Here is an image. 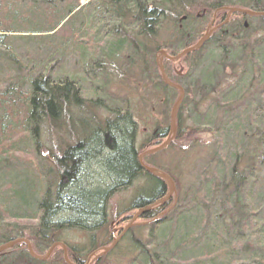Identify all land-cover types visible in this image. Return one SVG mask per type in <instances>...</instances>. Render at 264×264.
I'll return each mask as SVG.
<instances>
[{"label":"trees","instance_id":"obj_1","mask_svg":"<svg viewBox=\"0 0 264 264\" xmlns=\"http://www.w3.org/2000/svg\"><path fill=\"white\" fill-rule=\"evenodd\" d=\"M8 1L0 0V51L4 49L8 59L6 65L0 63V75L4 74L1 78L3 82L8 81L0 88V148L9 145L15 152L28 154V158L9 155V150L0 153V244L26 235L34 252L42 255L54 242H62L69 259L83 264L87 253L102 244L95 243V232L107 223L106 202L116 187H128L136 179H145L141 186H136L137 194L127 209L145 208L166 195L163 181L143 170L138 161L139 150L149 144L159 145L167 137L171 107L178 97V92L161 79L156 65L159 48L174 55L201 37L204 26L209 23L208 17L215 10L221 9L224 13V7L242 6L264 11V0H92L96 3L92 11L94 22L92 16L82 14L87 5L69 16L76 7V0H72L63 6V14L50 30L34 27L28 30L42 34L57 31L63 23L73 24L75 30L78 28L75 32L79 38L74 41L68 38L57 44L58 48L69 45L77 52L82 64L74 72L75 76L89 71L88 79L84 77L88 81L85 90L75 82L74 75L55 76L53 70L58 62L52 60L55 52L43 60L30 59V66L28 59L23 63V56L6 37L11 28L4 23L15 15L9 12ZM15 1L19 4L21 0ZM23 1L46 6L54 0ZM194 1L204 5L197 16L189 12ZM77 15L83 17L80 24L72 22ZM244 19L251 22L245 25ZM165 21L171 29L168 40L164 41L167 43L157 44L162 39L161 27ZM91 26L105 27L102 33L105 37H97L90 46ZM263 30L264 17L250 18L236 13L200 49L181 58L189 63L184 75L170 77L164 60L167 78L184 90L176 116L177 133L170 144L181 143L190 155L207 148L205 157L198 156L201 161L198 178L206 177L208 183L196 177V182H186L189 187L179 192L176 201L170 197L149 212H143L138 217L140 220L164 210L153 222L134 225L135 228L122 236L121 241L127 244L132 255L126 264H234L231 262L237 255L234 250L230 262L225 258L217 260L215 254L208 252L206 259L200 261L203 258L198 254L184 256L177 251L176 241L169 244L170 240H166L182 234L179 239L186 244L187 235L179 228L199 229L202 219L191 213H199L204 204L195 198L192 188L203 189V186L207 188L206 198L211 201L209 212L213 210L224 229L234 233L229 241L240 244L239 253L247 255L235 264H264V216L260 214L264 210V185L260 182L264 171V57L260 54L264 51L258 45L261 44L258 41H264V37H258ZM134 33L141 38L136 39ZM129 34H133L131 38L126 37ZM36 36L33 39H38ZM250 37H254L257 46L250 44ZM151 38L156 39L153 45L149 43ZM236 41L239 45L233 47ZM225 43L229 47H220ZM226 49L229 54L224 56ZM124 50L125 59L122 58ZM215 51L222 52V56ZM223 59H229L228 64ZM149 63L155 71L154 83L149 78ZM114 66L117 72H112ZM226 66L231 68L230 78L223 75ZM133 69L138 72L135 78H132ZM20 70L26 75L16 79L12 73ZM123 74L131 77L128 79L132 86L127 94L121 95L113 86L118 87L117 82L122 79L119 75ZM229 79L233 84L220 89ZM130 97L140 102V114L146 116L138 117L147 119L146 123L149 114L154 112V100L160 103L156 105V112L161 119L150 128L139 149L135 146L137 114H132L131 109L136 101ZM202 134L212 140L211 145L208 146V141L204 144ZM231 134H237L235 142L228 141ZM41 135L50 143H42ZM17 136L20 139L14 142L12 139ZM142 160L147 162L146 157ZM173 178L177 183V176ZM27 219L36 223L18 222ZM73 228L87 232L85 254H81L85 248L69 245L62 235ZM200 237L203 234L191 238L189 243L195 248L190 250L204 254L203 246L198 249ZM0 264L65 263L59 246L46 260H36L19 243L0 253Z\"/></svg>","mask_w":264,"mask_h":264},{"label":"rangeland","instance_id":"obj_2","mask_svg":"<svg viewBox=\"0 0 264 264\" xmlns=\"http://www.w3.org/2000/svg\"><path fill=\"white\" fill-rule=\"evenodd\" d=\"M8 2L10 3V4L8 3L9 12H14L15 15L12 14L14 16H12L10 18V20H8L7 22L4 23V24L8 25L9 28H11L10 31L6 32V34H7L6 37L8 38L9 44L13 45L16 48V50L18 52H20V55L23 56V58H24L23 63H26L27 59H28V61L30 59H33V60L41 59V60H43L51 52H55L53 57H52V60L58 61V62H56V67L53 70L54 73H56L55 76L58 78L59 77L60 78L61 77H70L71 75L75 76L74 72L76 70H79L80 64H82V63H79V61L77 59V52L74 50V48H72L69 45H66L64 48L63 47L58 48L59 45L57 43L59 41H62V42L67 41L68 38L69 39L71 38L72 41L79 38L78 33L75 32L76 30L78 31V28H76V30H75L74 25L71 23L69 26L64 25V23H63L64 20H63L62 21L63 24H60L58 26L57 31L51 30V31H47V32H42V34H40L37 32L31 33L28 30L32 27L42 29L44 31L50 30L51 28H49V27L52 26L53 24H55L54 21H56L57 18H59V16L63 14V10H64L63 6L66 4H70L72 2V0H64V1L63 0H54L51 4L46 5V6H50V7L56 6L52 10L50 7L34 6V5H31L30 3L28 4V2H24L23 0H21L20 2L18 1L19 4H17V2L15 0H9ZM75 2H76V7L73 11L68 13L69 16L73 15V13H75L77 10H80L82 6L87 5L86 7H83L82 14L86 17L92 16L90 18H91L92 22H94V20L96 18L93 17L92 11H93L94 7L96 6V3L93 2L92 0H76ZM77 2H78V6H77ZM16 7H17V10H15ZM189 9H190L189 12H191L192 14L197 16L201 13L200 11L204 9V5H202L201 3L197 2V1H194ZM217 10H220V11H217ZM217 10H215L213 12L212 16L210 15L211 17L210 16L208 17L209 23L213 19V15L215 12H217L216 16H215L216 22H217V18L223 13L221 11V9H217ZM9 15H11V14H9ZM175 15H178L177 10L175 11ZM86 20H87V18H86ZM82 21H84V20H83V17L81 15L75 16L74 19L72 20V22L74 24H77V23L80 24ZM250 22L251 21H249L248 23H250ZM208 24H206V25H208ZM206 25L204 26V29L202 30L201 34H203L204 31H206L205 30L207 27ZM1 27H3V26H1ZM5 27H3V28H5ZM104 28L105 27H102L101 29L95 28L94 26L90 27V30L92 31V33L96 34V35H93L91 33L92 34L91 37H90L91 34L90 33L88 34V36L90 38V46L92 45V42L94 41V39L96 40L97 37L100 38V37L104 36V34H102ZM161 28L162 29H161L160 36L162 35V39L157 41L158 42L157 44L167 43L164 41L168 40L167 39L168 38L167 33L169 34L171 31L169 24L166 23V21L163 22ZM130 35H133V34H129L126 37H130ZM35 36L38 39H33ZM134 36H135V33H134ZM258 37H260V38L264 37V30H263V32H261V36L258 35ZM89 38H88V40H89ZM135 38L140 39L141 37L136 35ZM249 39H250L249 42L252 46L256 45V43H254V41H253L254 37H250ZM155 41H156L155 38L152 39L149 42L150 45H153L155 43ZM37 43H40V44H37ZM258 43H261L258 45L264 51V49H263L264 41H262V42L258 41ZM33 44H35L36 47H31ZM93 44H94V42H93ZM52 45H54V47H52ZM236 45H239V43L237 41L233 43V47H236ZM97 46L99 47V43H97ZM256 46L254 47V49H256ZM259 46L257 47L258 49H259ZM220 47H223L225 49L229 46L227 45V43H225L223 46H220ZM38 48H39V50L41 49V51H39ZM228 49H226V51H223V53L226 52V55H224V56H227V54H229ZM161 50L164 51L167 55L173 56L172 54H170L171 52H169L165 48H159L158 52ZM1 53H2V55H0V58L2 61L0 63L6 65V61L8 60L7 56H6L7 53L4 49H2V51H0V54ZM39 53L40 54L42 53V55L39 58L32 56V55L36 56ZM214 53L217 54L218 56H222V52L215 51ZM125 54H127V53L124 50L122 52V55H123L122 58H124V59H125ZM260 57H264V52L260 54ZM122 58H120L119 61L122 60ZM181 58L176 60V61L167 60L168 64L166 67H167V71L169 72L170 77L175 76L177 74V72H179L180 74L183 73V75L187 72L188 65H189L188 60L187 59H181ZM223 60H225V62L228 64L229 59H223ZM30 62H32V61H29V66H30ZM202 64L205 65L206 62L203 63V61H202ZM162 65H163L164 71L166 72L163 63H162ZM149 68H150L149 78L154 83V82H156L155 71L153 72V69H152V66L150 63H149ZM224 69L225 70H223V75H226L228 78L232 77L231 73H230L231 68L229 66H226ZM40 70H42V69H40ZM117 71L118 70L115 69V66H114L112 68V72H117ZM193 72H194V70H193ZM12 74H14L16 79L21 78L20 76L24 77V75H26L23 70L14 72ZM1 76L4 77V74L0 75V83L3 82V79L1 78ZM119 76H120L119 78H122V79L117 82L118 87H116L114 85L113 89L121 95L127 94V91H129V89L132 86L131 85V83H132L131 79H128L131 77L126 76L127 77L126 78V77H124V74H123V76H121V75H119ZM137 76H138V72L137 71L135 72L133 69L132 78H135ZM84 77H86V79H88L89 71H87V72H85L79 76H75V82H77V83L79 82L81 84V86L83 87V89L85 90L87 88L88 81H86V79ZM6 82H8V81H6ZM6 82L4 81L0 85V88L2 85H7V84H5ZM233 82H234L233 80L229 79L228 83H225L224 85H220L219 87H220V89H227L228 85L233 84ZM149 87H151V84L149 85ZM149 87H146L145 89H148ZM88 88H91V87H88ZM115 95H116V93H115ZM121 95H119V97H121ZM133 96H135V95H133ZM213 96H216V94ZM105 98H107V97H105ZM131 101H136V106L135 107L133 106L131 109H132V114H134V115L137 114V117H135V120L137 121L135 146L137 147V149H139L140 144L142 145V142L144 141L146 135L151 132L150 128H153L154 126H156L158 124L159 120L161 119L160 114L158 115L156 112V105L158 106L160 103H158L156 99L154 100V102H153L155 104V107L153 106L154 112L152 111L151 112L152 114H149L150 116L148 118V122L146 123L145 120H147V119H143V117H138V116H146V115L140 114V112H141L140 102H138L137 99H132ZM187 105H188V103H187ZM204 107H205L204 105L201 107V112L204 111ZM144 110H146V109H144ZM160 111H163V107H160ZM101 114H103L105 116L104 113H101ZM76 125L78 127V126H80V123L77 122ZM176 133H177V127H176L175 134ZM204 133H206V132L204 131ZM236 135L237 134H235V135L231 134L230 137L228 138V141L232 140L233 142H235L237 139ZM68 138H70V137H68ZM174 138L175 137H173V139ZM207 138H208V136H206V134L201 135V139L204 140V144H206L208 141V146H209V145H211L212 140L207 139ZM19 139H20L19 136H17L16 138H14L12 140L15 142L17 140L19 141ZM39 139L41 140L42 143H45V144L50 143L49 140L44 135H41V137ZM65 140L67 141L69 139H67V137H66ZM163 141H164V139L162 140V142ZM171 141H170V143H171ZM162 142H160V143H162ZM229 142H231V141H229ZM170 143L165 148H163V149H161L155 153H151L149 155L143 156L142 159H144V157H146L147 162H143V163L147 166L159 169L160 171H162L166 174L171 173L172 176H170L169 174L168 175L173 180L174 187L176 190V194H174V195H176V199H177V195H179V192L180 191L182 192V191H184L185 188L189 187V185H186V182H188V183L189 182L190 183L196 182V177L198 178V176L200 175V168H201V166H200L201 161L198 159V156H200L201 159L203 157H205L204 154L206 153L207 148L204 151L190 155V154H188V151L186 152V150L183 148V145H181V143H178L180 145V147L178 144H175L172 142V145H171ZM156 145H158V143L157 144L155 143V146ZM155 146L149 144V145L143 147V149L139 150L138 152H140L139 154H141L142 152H144L150 148H153ZM16 148H18V147H16ZM58 148H59V146L57 147V150H58ZM201 148H203V147H201ZM6 150H9V153H8L9 155L17 157L19 159L28 158V154H26L25 152H22V151L21 152H15L10 148L9 145H6L4 148L1 147L0 153L3 154V151H6ZM193 157L195 159H193ZM262 172L263 173L260 174V182L262 185H264V171H262ZM174 175L177 176V179H178L177 183L174 181V178H173ZM210 177L211 176H208L207 178L210 179ZM198 179H200V180L204 179L208 183V179H206V177L205 178H198ZM144 180L145 179H143V178H141V179L139 178V179H136V181L128 187L119 186V187H116V189H114V192L112 193V195H110V197L108 198V201L106 202L105 211H106V214L108 216L107 223L104 227H102L100 230H97L95 232V243L99 244L101 242L102 244H99L95 249H93L87 253V256L83 259V264H126L129 257H132V255H130L131 251L127 248V244L125 242L121 241L122 236L127 232V230H130V228H135L134 225L135 226L136 225L137 226L138 225L145 226V224H149V223L153 222L155 219H157L159 216H161V214L164 213V210H163L159 214H157V212H155V215L157 214L156 216H148V218H146V219L144 218L141 220L139 218H137L134 221L135 224L128 227L127 230L118 239V241L115 243L113 249H111L106 254L102 255L97 260H95V261L92 260L94 258V256L100 252V250H99L100 247L109 246L111 244V242L121 234L124 226L130 221V219H131L130 217L137 211L136 209H127V208L129 207V204L131 203L133 196L134 195L136 196V194H137L136 193L137 192L136 186L138 184H140V186H141L144 183L143 182ZM217 180H218V176H216L214 178V182L216 183ZM202 185H204L203 182H202ZM144 187L146 188L147 185H145ZM192 190L194 192L195 198L198 197V200L204 204V206L202 207V210L199 213L198 212L194 213V211H193V213H191V216H193V217L200 216L199 218L202 219L200 222V227H199V229L194 228L191 230H189V228H185V230L182 228H179L182 232L186 233L188 243H186V244L182 243V241L179 239V236H182V234L181 235L176 234V237H173V236L167 237L166 240H170L169 244L172 243L173 241H176L177 251L179 253H182V255H184V256H189L192 254H198V256L203 258L200 261L206 259L204 257L206 256V252H208V253L215 254L213 256H215L217 260H221V259L225 258L226 261L228 260L230 262V258L233 257V256H231V253L233 250L237 253V255L233 259H231V262L234 261V264H235V263H240L241 261H239V260L246 259L247 258L246 254L242 255L241 253H239L240 248L237 246L240 244L236 243V241H234V240L232 242L229 241L232 238V235L234 236V233H232L230 230L224 229V227L221 224V221H218L219 219L214 217V211L213 210H210V212H209L208 209H209V205L211 204V201L208 200V198H206V194H207L206 193V191H207L206 186H203V189L192 188ZM166 193H167V190H166ZM196 193L198 195H196ZM172 198L175 200L174 197H172ZM193 202L189 205V209H190V207L192 208L191 205H193ZM147 211L149 212L150 210H147ZM260 214L264 216V210H262L260 212ZM140 218H141V216H140ZM212 220H213V222H210ZM18 222L21 224L30 225V224H35L36 220L27 219V220H19ZM143 232H145V230ZM200 233L203 234V237L198 238L199 239V241H197V242H199L198 249L203 246L202 249H205L204 254L202 251L199 254V252H197L196 250H190V249L195 248V245L189 243V241L192 240L191 238L198 236ZM62 235L64 238H66L65 241L69 245L82 247L83 249L85 248L83 251H81V254H85L86 251L88 250V248H86L88 245L87 232H85L83 230H79V229L77 230V228L76 229L73 228V229L65 230V232L62 233ZM24 237H26V235H24ZM56 247L57 246H55L53 249H55ZM66 252H67V248H66ZM92 252H94V254L90 256L89 260H87L88 256ZM67 256H68V252H67Z\"/></svg>","mask_w":264,"mask_h":264},{"label":"water","instance_id":"obj_3","mask_svg":"<svg viewBox=\"0 0 264 264\" xmlns=\"http://www.w3.org/2000/svg\"><path fill=\"white\" fill-rule=\"evenodd\" d=\"M227 15L229 16L231 13L233 12H240V13H244V14H248V15H264V12H253V11H249V10H245V9H241V8H237V7H229L227 8ZM212 29H209V27L207 28V30L205 31V33L201 36V38L193 45L184 48L182 51H180L178 54L173 55V56H169L167 55L164 51H159L157 56H156V65L158 67L161 79L163 80V82L174 88L177 92H178V97L176 98L175 102L173 103L172 107H171V111H170V115H169V132L168 135L166 137V139L160 143L159 145L150 148L144 152H142L141 154L138 155V161L139 164L141 166V168L143 170H145L147 173L161 179L166 187H167V193L164 197H162L159 200H156L155 202L151 203V205L146 206L145 208L142 209H138L131 217L130 221L124 226L121 234L114 239L111 244L109 246L106 247H100L99 250L100 252L98 254H96L94 256V258L92 259L93 261L97 260L98 258H100L102 255L106 254L107 252H109L111 249L114 248L115 243L118 241V239L122 236V234L127 230L128 227H130L131 225H133L135 222V220L145 211L151 209L152 207H156L162 203H164L166 200H168L173 193L175 192V187H174V183L173 180L170 178V176L162 171H160L159 169L147 166L143 163L142 161V157L145 155H149L151 153H155L163 148H165L170 141L173 139L175 132H176V116H177V112L178 109L184 99V90L182 89V87L178 84H175L173 82H171L167 76L166 73L164 71L163 65H162V61L163 59L169 60V61H176L178 59H180L181 57L185 56L186 54L196 51L197 49H199L201 47V45L203 44V42H205L210 33H211ZM22 243L24 244V246L26 247V250L28 252V254L36 259V260H46L53 248L55 246H59L62 250V258L65 264H75L74 262H72L68 256H67V252H66V247L62 242H54L53 244L50 245V247L47 249V251L42 254V255H38L34 252V250L32 249V246L29 242V240L25 237H20V238H15L12 240H9L8 242H5L3 244H0V253L19 244ZM94 252L90 253V255L88 256L87 260L90 259V256L93 255Z\"/></svg>","mask_w":264,"mask_h":264},{"label":"bare ground","instance_id":"obj_4","mask_svg":"<svg viewBox=\"0 0 264 264\" xmlns=\"http://www.w3.org/2000/svg\"><path fill=\"white\" fill-rule=\"evenodd\" d=\"M229 7H237V8H241V9H245V10H249V11H253V12H264L263 10L262 11H260V10H253V9H250V8H247V7H242V6H227V7H224V13H222L218 18H217V22L218 21H221V22H219L218 24H213V20H214V18H215V15H216V12L214 13V15H213V19H212V21H210V23L207 25V27H206V29L205 30H207V28L209 27V29H212V31H211V33H210V35H209V37H208V39L206 40V41H208L209 40V38H210V36L215 32V31H217L219 28H221V27H223V25L224 24H226V23H228L229 22V20H230V18L232 17V15L233 14H240V15H244V16H247V17H250V18H254V17H264V15H248V14H244V13H240V12H233V13H231L229 16L227 15V8H229ZM247 20L246 19H244V21H243V23L246 25L247 24V22H246ZM204 33H205V31H204ZM203 33V34H204ZM202 34V35H203ZM201 35V36H202ZM201 38V37H200ZM199 38V39H200ZM198 39V40H199ZM197 40V41H198ZM196 41V42H197ZM205 41V42H206ZM195 42V43H196ZM205 42H203V44L205 43ZM195 43H193V44H195ZM192 44V45H193ZM203 44L201 45V47L203 46ZM200 47V48H201ZM199 48V49H200ZM183 50V49H182ZM182 50H180V51H182ZM198 50V49H197ZM179 51V52H180ZM179 52H177L176 54H178ZM176 54H174V55H176ZM174 194H176V190H175V192L173 193V195ZM171 196V197H174L175 198V201H176V195H174V196ZM152 208H154V207H152ZM151 208V209H152ZM150 210V209H149Z\"/></svg>","mask_w":264,"mask_h":264},{"label":"flooded vegetation","instance_id":"obj_5","mask_svg":"<svg viewBox=\"0 0 264 264\" xmlns=\"http://www.w3.org/2000/svg\"><path fill=\"white\" fill-rule=\"evenodd\" d=\"M216 16V15H215ZM212 21V20H211ZM219 22H221V21H218V22H216V20H215V18H214V20H213V24H218ZM158 54V53H157ZM164 60H166V59H163V61ZM163 61H162V63H163ZM176 75H179V72H177V74Z\"/></svg>","mask_w":264,"mask_h":264}]
</instances>
